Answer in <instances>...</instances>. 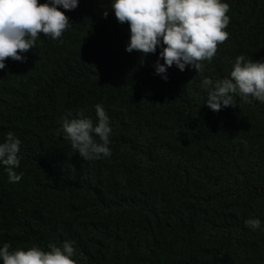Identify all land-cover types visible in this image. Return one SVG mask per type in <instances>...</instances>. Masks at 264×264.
Listing matches in <instances>:
<instances>
[{"label": "trees", "instance_id": "1", "mask_svg": "<svg viewBox=\"0 0 264 264\" xmlns=\"http://www.w3.org/2000/svg\"><path fill=\"white\" fill-rule=\"evenodd\" d=\"M112 2L61 7L63 36L41 34L0 70V142L9 131L22 142L20 181L0 165V246L72 240L81 264H264V103L237 95L214 112L201 87L229 77L238 56L264 62V0H222L230 38L202 74L173 65L167 81L162 48L126 51L130 27ZM97 104L112 155L85 160L61 122L82 109L96 122Z\"/></svg>", "mask_w": 264, "mask_h": 264}, {"label": "clouds", "instance_id": "2", "mask_svg": "<svg viewBox=\"0 0 264 264\" xmlns=\"http://www.w3.org/2000/svg\"><path fill=\"white\" fill-rule=\"evenodd\" d=\"M80 0H0V70L5 61H23L22 53L32 50L41 34L59 40L72 26L65 11L75 10ZM115 17L130 27L129 53L155 54L160 59L156 73L167 81V69L173 65L180 71L187 66L204 71L205 62L211 63L218 53V45L224 44L230 33L226 31L231 17L230 4L222 0H113ZM104 18L108 11L105 10ZM191 83V82H190ZM201 87L207 90V106L214 112L235 107L234 96L248 101L249 97L264 103V62H253L238 56L230 76L213 80L204 78ZM80 110L75 117L71 112L62 118L61 130L71 142V147L85 160L107 158L112 155L110 136L112 128L103 105H95L97 121ZM98 138V139H97ZM21 140L11 131L0 142V165L9 175L10 182H19ZM252 230L261 228L259 219L245 221ZM72 240L58 244L49 242L46 248L33 245L25 249H12L10 243L0 246L2 264H81Z\"/></svg>", "mask_w": 264, "mask_h": 264}]
</instances>
